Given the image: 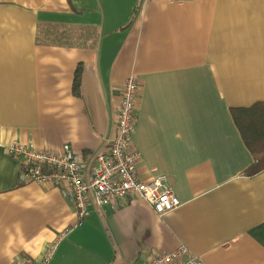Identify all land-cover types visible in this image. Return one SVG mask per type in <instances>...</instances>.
Instances as JSON below:
<instances>
[{
  "label": "crops",
  "instance_id": "obj_1",
  "mask_svg": "<svg viewBox=\"0 0 264 264\" xmlns=\"http://www.w3.org/2000/svg\"><path fill=\"white\" fill-rule=\"evenodd\" d=\"M132 73L138 174H166L181 205L159 214L127 197L76 226L61 187L22 183L7 148L70 144L91 162ZM261 100L264 0H0V264L40 258L65 230L52 264H134L181 245L205 264H264V171L244 174L254 157L231 113Z\"/></svg>",
  "mask_w": 264,
  "mask_h": 264
},
{
  "label": "built area",
  "instance_id": "obj_2",
  "mask_svg": "<svg viewBox=\"0 0 264 264\" xmlns=\"http://www.w3.org/2000/svg\"><path fill=\"white\" fill-rule=\"evenodd\" d=\"M148 0H143L146 2ZM141 81L132 73L123 81L120 103L115 116L116 134L109 145L86 162L83 153L70 144L61 152L46 151L32 143L13 142L7 153L21 160L22 183L37 182L60 186L63 195L77 207L76 226H82L92 211L93 204L102 208L118 199L141 197L159 214H165L181 205L166 174L143 180L137 171L140 153L132 138L136 131L137 109ZM68 230H65L40 257L20 256L12 264H52L55 249ZM134 264H205L187 246L174 251L156 252Z\"/></svg>",
  "mask_w": 264,
  "mask_h": 264
},
{
  "label": "trees",
  "instance_id": "obj_3",
  "mask_svg": "<svg viewBox=\"0 0 264 264\" xmlns=\"http://www.w3.org/2000/svg\"><path fill=\"white\" fill-rule=\"evenodd\" d=\"M79 82L80 69L77 70L76 89L79 87ZM231 113L245 144L254 157L253 164L244 171V174L248 177L255 176L264 171V100L248 107H233Z\"/></svg>",
  "mask_w": 264,
  "mask_h": 264
}]
</instances>
